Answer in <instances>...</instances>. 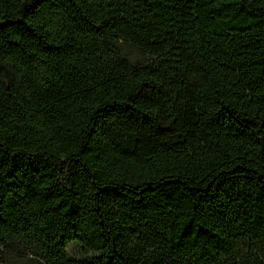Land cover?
<instances>
[{
	"label": "trees",
	"instance_id": "16d2710c",
	"mask_svg": "<svg viewBox=\"0 0 264 264\" xmlns=\"http://www.w3.org/2000/svg\"><path fill=\"white\" fill-rule=\"evenodd\" d=\"M0 264H264V0H0Z\"/></svg>",
	"mask_w": 264,
	"mask_h": 264
}]
</instances>
